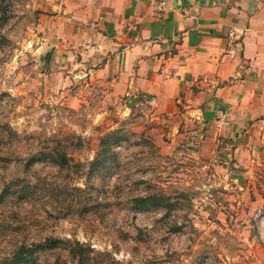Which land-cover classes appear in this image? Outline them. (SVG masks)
I'll list each match as a JSON object with an SVG mask.
<instances>
[{"label":"rangeland","instance_id":"obj_1","mask_svg":"<svg viewBox=\"0 0 264 264\" xmlns=\"http://www.w3.org/2000/svg\"><path fill=\"white\" fill-rule=\"evenodd\" d=\"M47 11L0 0V262L264 264V153L209 159L153 99L47 89Z\"/></svg>","mask_w":264,"mask_h":264},{"label":"crops","instance_id":"obj_2","mask_svg":"<svg viewBox=\"0 0 264 264\" xmlns=\"http://www.w3.org/2000/svg\"><path fill=\"white\" fill-rule=\"evenodd\" d=\"M44 1L47 89L153 99L209 159L248 168L264 153V0Z\"/></svg>","mask_w":264,"mask_h":264},{"label":"trees","instance_id":"obj_3","mask_svg":"<svg viewBox=\"0 0 264 264\" xmlns=\"http://www.w3.org/2000/svg\"><path fill=\"white\" fill-rule=\"evenodd\" d=\"M46 247H52V245H49L47 242L36 245V249H43ZM33 252H34L33 250H25L23 252L19 251L16 254H14L10 259L0 262V264H28L27 256ZM70 253L72 257H75L72 251Z\"/></svg>","mask_w":264,"mask_h":264},{"label":"built area","instance_id":"obj_4","mask_svg":"<svg viewBox=\"0 0 264 264\" xmlns=\"http://www.w3.org/2000/svg\"><path fill=\"white\" fill-rule=\"evenodd\" d=\"M163 5V3H162ZM88 46V43L86 44ZM216 123L218 124L219 128H227L229 127V120L227 118V114L223 110H219L216 117Z\"/></svg>","mask_w":264,"mask_h":264}]
</instances>
